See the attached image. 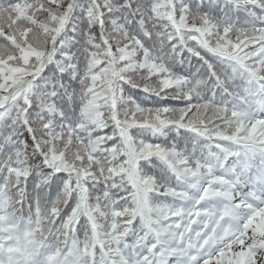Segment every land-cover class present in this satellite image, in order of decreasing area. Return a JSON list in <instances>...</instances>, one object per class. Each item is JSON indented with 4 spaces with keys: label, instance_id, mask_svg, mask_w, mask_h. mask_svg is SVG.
Segmentation results:
<instances>
[{
    "label": "snow or ice",
    "instance_id": "6c2138e0",
    "mask_svg": "<svg viewBox=\"0 0 264 264\" xmlns=\"http://www.w3.org/2000/svg\"><path fill=\"white\" fill-rule=\"evenodd\" d=\"M0 264H264V0H0Z\"/></svg>",
    "mask_w": 264,
    "mask_h": 264
}]
</instances>
